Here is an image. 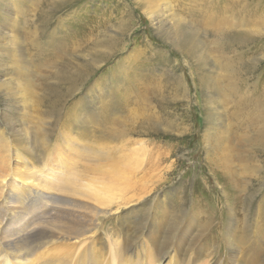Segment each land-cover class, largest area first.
<instances>
[{"label": "rangeland", "instance_id": "obj_1", "mask_svg": "<svg viewBox=\"0 0 264 264\" xmlns=\"http://www.w3.org/2000/svg\"><path fill=\"white\" fill-rule=\"evenodd\" d=\"M5 1L4 8L14 9L10 0ZM15 3L22 25L26 22V36L40 33L38 45L35 42L24 51L32 59L27 65L34 72L5 75L0 71V83L13 84L16 78L29 76L28 104L17 107L11 116L25 122L32 134L37 130L46 135L52 149L49 159H36L26 147L33 143L41 148L39 142L26 145L23 130L13 140L14 135L5 129L7 115L2 113L7 100L0 90V264H8L7 260L18 264L23 245L47 239L31 255V264L40 263L39 255L56 257L52 261L64 264H264V237L247 234L240 244L239 238L233 243L228 234L238 226V217L260 225L264 232V140L259 142V129L242 124L241 112L250 97L264 90V0ZM2 11L0 25L7 22ZM8 13L11 17L12 11ZM8 23L12 25L9 19ZM66 26L81 36V44L58 57L54 65L37 67L39 61L49 62L43 56L51 49L39 60V45L51 30L61 32ZM125 58H129L130 83L121 75ZM79 72L88 76L87 81L73 97L66 96L69 75ZM120 80V87L127 85L128 96L139 83L142 103L140 108L131 106L134 115H129V130L121 138L138 141L132 147L156 148L160 167L148 175L144 164L131 176L136 179L131 187L122 191L124 183L119 181L112 185L113 193H104L99 189L104 184L100 172L92 167L109 172L114 166L94 159L90 150L97 143L112 141L97 139L101 128L96 123H87L86 129L77 127L67 112L74 98L93 105L94 111L111 97L121 98ZM230 82L238 84L233 97L227 94ZM66 119L72 123L68 127H64ZM83 128L85 136L78 133ZM208 128L220 134L210 148L205 141ZM60 133L75 136L74 143ZM56 142L60 145L53 148ZM129 148L125 145L122 151ZM86 152L88 159L83 158ZM220 159H230L226 170L239 188L238 203L230 197L227 202L219 184L226 183L216 174L217 170L226 176ZM42 180L53 185L43 187ZM232 202L237 204L234 210L229 208ZM92 204L99 216L106 214L86 234L77 239L64 233L54 240L39 237L54 232L64 216L74 218ZM195 222L200 234L190 248L191 232L184 233V228L189 223L195 227ZM166 240L171 246L167 257Z\"/></svg>", "mask_w": 264, "mask_h": 264}, {"label": "bare ground", "instance_id": "obj_2", "mask_svg": "<svg viewBox=\"0 0 264 264\" xmlns=\"http://www.w3.org/2000/svg\"><path fill=\"white\" fill-rule=\"evenodd\" d=\"M4 1L5 0H0V12L3 9H5L4 12L6 15H5V17L3 16V18L7 22H5L2 19L4 22L1 21L2 23L0 25V71H3L5 75H9L12 73L24 74L25 72H32L31 70H33V72H34V69L33 68L29 69V65H27V61L31 62L32 59L28 58V56L26 54H24V51L28 49V46H33L32 44H34L38 40L37 38H39L40 33H37V31H36V32L30 33V35H31V36L29 35L30 37L26 36V34L28 32L26 30L27 29L26 28V22L24 23V25H22L23 23L20 20V15H21L20 7H19V5H17L15 3V1H19V0H10L11 5L13 6L14 9H9V10H7V8H4V7H6L5 5L2 6L3 4H6L5 3L6 1L5 2ZM10 10L12 11L11 17L8 13ZM4 12L2 11V13H4ZM0 17H2V16H0ZM8 19L11 20L12 25L8 23ZM68 28L69 27L64 28V30H62L61 32L57 28L53 29L49 32L47 39H45V41L43 40V42L39 45V47L36 51L40 57V55L42 56L44 52H47L51 48L50 52H49L50 54L43 56V57L48 58L49 62H40L39 61L38 62L39 65H37V67H45V66L54 65L55 60L58 57H63V55L69 54L70 52L75 50L79 44H81V42H80L81 36H77V34L72 33V30L68 29ZM43 32H44V30H43ZM46 32L47 31H45V33ZM81 34L82 33H80V35ZM37 45H38V43H37ZM29 49H31V48H29ZM25 55L27 56L28 59H26ZM41 58L42 57H40L39 60H41ZM128 59L129 58H125V60H124V63L121 67V75L123 76V78H127L128 83H130L132 81L130 80V78L128 79V77H130L129 73H128V67H129V65L127 64ZM15 69H16V71H14ZM113 70H116V69L113 68L112 71ZM69 77L71 80V84L69 83V86H68V89L66 92L67 93L66 96L73 97L72 95L74 93L79 92L83 88V85L85 83L84 81H87L88 76H83L79 72V73H74L72 75H69ZM67 79H68V77H67ZM260 80L262 82L263 78H261ZM79 81H81V82H79ZM20 82H22V83H20ZM121 82H122V80L117 82V90L119 89ZM97 83H98V80H96V82L93 86L95 87L97 85ZM31 86H32V83H31L28 75H26V77L24 79L16 78L14 80L13 84H9L8 82L0 83V90L3 91L2 94L6 97L5 102L7 100V105L5 103V107L3 108V113H2V114H4V116L7 115V117L5 118V122H4L5 129H6V132H10L14 135L13 140L19 139V136H21L20 133L23 130L22 131L23 132L22 140L25 141L26 145L29 144L33 140L36 143L39 142L41 144V148H39V147L36 148V146H35L36 144L34 145L33 143H31L32 145L27 146L26 148H28V149H26V150L33 153L35 155L36 159H49V157H47V153H48L49 148L51 147L52 144H49L47 142L48 140L46 141V139H47L46 135H44V134L41 135L39 132H37V130L34 134H32L31 129L25 128V126H27V125H25V122L17 121L18 117H16L15 115L11 116V114H15L14 110H16L17 107L19 108L20 105L25 107L28 104V102H27L28 98H29L28 90H30L29 88ZM235 86H238V84H236V83L233 84L232 82H230L228 84L227 91H229V92H227V94L230 97L234 96ZM131 90H132V92L128 96L127 92L129 91V89L127 88V85L121 86L119 91L121 93H123L122 97L119 99H115L114 97L109 98V100L105 101V103L103 105L98 106V107L101 106V108L97 111H94L92 109V108H94V107H92L93 105L87 106L86 102H84V100L82 98H79V99L74 98V100L72 101V104L70 105V109H68L69 111L67 112L68 116L72 120H74V122H72V123L74 125H76L77 127H84L86 129L85 126L87 123H96L99 125L98 127L101 128V130H100L101 133L97 136V139H104L107 137V138L111 139L110 141H112L110 143H105V142L97 143L96 145H94L92 147L93 150L92 151L90 150V156L91 157H93L94 159H104L105 161H111L109 165L111 166V164H112L114 166V168L112 170H110L109 172L106 169H102L99 167L98 168L92 167L93 170L95 169L98 172H100V175L102 177V181L104 184L99 189H101L104 193H109L108 190H110V192H112V185L119 182V181H123V183H124V186L120 187V188H122V191L126 188L131 187L132 184L136 183V181H135L136 179L132 180L131 176L136 171H138L139 168L143 169L144 164H146L145 171L147 172V173L146 172L145 173L148 175L150 174V172H152L155 169L158 170L159 169L158 167H160V160H155L157 158L160 159L159 158L160 152L156 148H155V150L148 151L147 149H145V146H142L143 144H140L141 146H139V147H132V145H134L135 143H138V141L133 140L132 138H128L126 140H123L121 138L122 133H125V131L129 130L127 128V125H128L127 119L129 118V115H134V109L131 108V106H134V105L137 106V104H139L138 108H140L141 104H142V103H140L141 99L138 97V93L140 94L139 83H136L135 87H133ZM88 92H89V90H88ZM122 110H123V115L121 116ZM241 112L243 113L242 114V120H243L242 124L245 123L246 126L251 128V129H256V130L259 129V137H260L259 142L263 141L264 140V90L260 89V91H257V93L255 95L250 97L247 100V103L242 106ZM98 113H100L101 115H98ZM68 119H66L64 127H68L69 125L72 124L71 122L68 121ZM84 128L81 129L80 132H78V133L82 134V136L83 135L85 136V133H87V131ZM70 132H71V130L69 131V133ZM103 132H105V135H103ZM205 133H206L205 141L208 143V148H210L212 140L213 139L215 140L218 137H220V134H217V132L215 131L214 128L206 129ZM60 134H62V133H60ZM62 136L68 137V135H63V134H62ZM68 138L70 139L69 143H71V141L74 143L73 140L76 139L75 136H70ZM119 139H122V140L119 141ZM63 141H66V140L64 139ZM76 144H78V142ZM241 144L243 145V143H241ZM59 145L60 144H58L56 142L53 144V148H54V146H59ZM125 145L128 148L129 147L130 148L127 151L123 152L122 149H124ZM242 148H243V146H242ZM50 149H52V148H50ZM89 149H90V147H89ZM83 158L88 159V152L85 153ZM145 158H146V160H144ZM55 159H58V158H55ZM59 159H64V157L62 156V158L60 157ZM125 159H127V160H125ZM229 160L230 159H220V164L223 165L225 168L224 170L226 172V176L224 177V176L220 175V173L217 170H216V174L218 175L219 178H221V179L223 178L226 182L225 184H222V183H219V184H221L224 187V190H225L224 194L226 196L227 202L229 201V197H230L232 200H235L238 203V200L240 198L239 188L236 184H234L232 181L229 180L230 178H229V175H228L227 170H226V168L228 167ZM42 165H44V164H42ZM113 171L115 173L112 174ZM232 175H234V174H232ZM56 177L54 176V178H56ZM159 178H161V177H159ZM234 178L235 177L233 176V179ZM138 179H141V177H138ZM229 181H230V183H229ZM42 182H43V184H42ZM42 182L40 184H42L43 187L51 188V186L53 185V184L51 185L49 183H47V185H46L45 183L47 181L44 183V181L42 180ZM228 185L230 188L228 187ZM54 187H56V186H54ZM226 187L229 190L232 189V190H230L232 192H230V191L228 192V189ZM61 189H64V187H61ZM101 199H103V197ZM103 201L105 202V200H103ZM106 201L108 202L109 199H107ZM100 205H103V202ZM159 205L160 204L156 203L157 207H159ZM235 206H237V204L235 202L230 203L229 204L230 210H234ZM84 207H86V203H85ZM97 211H98V208L96 207V205L92 204L87 211H84L81 214H75L74 218L68 219L67 216L66 217L62 216L64 220L61 219V224L59 225V227H57V229L54 232L50 231L46 234L42 233V234H40L39 237L41 239H43L44 237L50 236L54 240L55 238H58L59 235L64 233V234H67L68 237L70 235L74 234L73 238L77 239L80 236L86 234V232L90 229L91 225H93L95 223V221L100 223L101 219L104 218L106 213L104 215L99 216ZM257 214H258L257 215L258 218H260L259 211ZM55 216H57V215H55ZM195 220L198 221L197 219H195ZM236 222L239 223L238 226H233L228 230L229 238H231V240H233L232 241L233 243L238 238L239 239L237 241H240V244L245 243V241L247 239V234L248 235H250V234H254V235L256 234L257 235L258 234L259 237H264L263 236L264 232L259 230L260 225L255 224V223L250 224L249 222L241 219V217H238L237 221H235V223ZM230 223H232V221ZM181 224H184V223H181ZM197 224L198 223L195 222V227L191 223H189L188 225L184 224V225H186L184 228V233H188V232L190 233L191 232V235L188 236V239H189V237H192L191 238L192 244H190V246H188L190 248L194 245L193 242L194 241L196 242L198 240L197 237L200 234V231L198 230V226H200V225L197 226ZM230 225H232V224H230ZM252 227H253V232H252ZM236 228H237L238 232H236ZM201 235H203V234H201ZM52 239H50V241H52ZM47 240H45V241L41 240L38 244H34V245H31V244L23 245V248L25 247L24 248L25 250L22 253H20L19 255H17L18 256V258H17L18 262L17 263L18 264H31L32 262H34V261H32L31 255H34V253H36L37 248H40L41 246L46 245ZM164 245L166 246L164 249V255L167 257L171 253V246L168 244L167 240L165 241ZM164 255H163V257H165ZM37 258L38 259L42 258V260L38 264H64V262L62 260H58V262H57V260L52 261L53 259H56V257H53V256L45 257V256L39 255ZM1 259L2 258H0V261H1ZM9 261L7 260L6 263L11 264ZM14 262H16V261H14ZM14 264H16V263H14Z\"/></svg>", "mask_w": 264, "mask_h": 264}]
</instances>
